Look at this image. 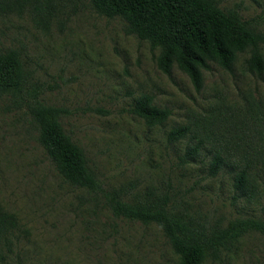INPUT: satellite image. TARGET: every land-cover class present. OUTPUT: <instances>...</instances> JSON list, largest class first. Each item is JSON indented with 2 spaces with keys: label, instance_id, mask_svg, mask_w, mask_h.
I'll list each match as a JSON object with an SVG mask.
<instances>
[{
  "label": "rangeland",
  "instance_id": "rangeland-1",
  "mask_svg": "<svg viewBox=\"0 0 264 264\" xmlns=\"http://www.w3.org/2000/svg\"><path fill=\"white\" fill-rule=\"evenodd\" d=\"M219 1L264 32V0ZM10 50L20 52L39 100L62 110L60 122L83 149L100 189L65 181L39 144L26 106L0 96V204L24 229L10 250L0 248V264H177L156 225L112 213L108 196L114 191L128 196L169 191L209 225L264 218L259 177V193L249 200L236 191L228 172L216 177L209 172L210 140L223 139L227 124L243 130L249 124L251 139L260 140L253 128L264 140V75L245 71L248 54L240 56L233 72L211 64L197 92L176 65L170 76L163 73L158 51L128 34L119 18L99 15L89 0H62L47 31L28 11L0 13V53ZM143 95L171 111L163 126L150 128L134 112ZM182 126L191 128L190 134L170 144L167 134ZM207 133L210 140L203 138ZM201 138L208 140L206 148L184 163L186 146ZM256 172L262 176L260 165ZM224 253L205 264H264V235L248 233Z\"/></svg>",
  "mask_w": 264,
  "mask_h": 264
},
{
  "label": "trees",
  "instance_id": "trees-1",
  "mask_svg": "<svg viewBox=\"0 0 264 264\" xmlns=\"http://www.w3.org/2000/svg\"><path fill=\"white\" fill-rule=\"evenodd\" d=\"M61 2L0 0V13L28 11L34 22L47 31L59 14ZM89 2L99 15L119 18L128 34L148 42L152 50L158 51L156 62L163 73L170 76L176 65L191 79L197 92L202 90L203 73L211 64L233 72L243 54L249 55L244 61L245 71L257 77L264 75V32L237 10L222 8L219 0ZM0 96H10L16 103L26 106L36 125L39 144L55 162L65 181L91 191L100 189L83 149L65 132L60 122L62 110L39 100V92L31 84L21 54L16 50L0 53ZM134 112L150 128L163 126L171 115L169 109L160 108L148 95L136 100ZM250 117L255 118V115ZM223 123L220 118L215 121L219 127ZM243 125L245 130L239 125L231 128V124H227L224 133H220L221 140H210L209 133L203 138L213 144L210 175L216 177L220 172H228L236 191L252 200L259 193V185L264 196V140L262 131L253 128L251 132L258 134L260 140H252L251 133H247L250 125ZM190 132L188 126L174 128L167 134V140L170 144L179 143ZM203 138L186 146L184 163H192L206 148L208 140ZM259 165L262 176L256 172ZM256 177L261 179V184H257ZM128 195L122 191L110 193L108 205L112 213L145 226L156 225L168 240L177 264H205L209 259H221L224 252L246 234L258 232L264 235V218H237L226 225H209L194 217L169 191L153 189ZM22 231L17 215L0 204V248L10 250L13 240Z\"/></svg>",
  "mask_w": 264,
  "mask_h": 264
}]
</instances>
